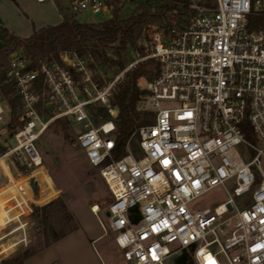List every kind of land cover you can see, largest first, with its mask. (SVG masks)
<instances>
[{
  "label": "built area",
  "instance_id": "2783aa9c",
  "mask_svg": "<svg viewBox=\"0 0 264 264\" xmlns=\"http://www.w3.org/2000/svg\"><path fill=\"white\" fill-rule=\"evenodd\" d=\"M136 1L70 5L112 18L116 7ZM175 4V19L148 26L146 55L105 86L86 55L65 52L37 63L24 53L10 56L4 84L16 90L20 115L10 134L11 108L0 100V262L28 246L31 216L50 201L40 203L37 173L45 168L37 141L65 118L81 126L77 144L112 196L108 228L127 263L164 264L192 249L194 264H264V0ZM146 60L153 67L138 88L154 122L132 133L117 157L123 148L112 90ZM216 188L226 191L224 203L191 208Z\"/></svg>",
  "mask_w": 264,
  "mask_h": 264
},
{
  "label": "rangeland",
  "instance_id": "374dc122",
  "mask_svg": "<svg viewBox=\"0 0 264 264\" xmlns=\"http://www.w3.org/2000/svg\"><path fill=\"white\" fill-rule=\"evenodd\" d=\"M70 1L46 0L40 3L37 0H0V34L1 29L6 28L10 33H14L20 38H26L34 30L57 24L65 18L75 19L81 23H99L107 21L111 17L109 13L105 12L99 14H92L91 12L75 13L71 8ZM133 9L134 6L126 7L123 15L128 16ZM147 30L148 27L144 30L145 38L148 36ZM146 43V40L141 42L143 53L130 52L128 55L130 61L126 67L139 55H146L144 47ZM16 53H23V51L19 50ZM86 56L90 57L89 55ZM90 59L94 79L102 86L112 83L126 68L123 70L110 66L103 68L95 66L96 62L92 57ZM152 64L151 60L142 61L136 67L125 72L123 77L114 85L112 97L117 86L124 81L126 73L139 67L150 71L153 67ZM140 81L139 79L138 83ZM0 100L6 101L1 93ZM138 110L143 113L152 112L149 108L146 95L142 96L138 103ZM115 114H117V110ZM6 123L7 119L2 124ZM80 130L81 126L79 125L75 127L69 125V136L64 137L62 131L51 126L37 141V147L43 156L45 168L37 173L43 184V196L40 199V203H46L51 199L47 203L49 204L52 201L60 199L65 205V209L52 207L47 223L56 234L69 232L75 226H79L78 224L84 228H86L85 226L93 227L98 232L101 231L102 226H105L103 230L106 233V237L95 245L97 250L105 258L106 264H129L124 260L123 252L115 243V234L108 228L106 209L112 200V196L104 180L101 178L99 170L92 168L88 164L82 150L77 144L76 137ZM11 143L14 144V141L12 140ZM229 191L231 192V189ZM226 200V191L222 188H216L193 202L191 208L194 210L206 208L213 210ZM47 204H41L38 208ZM95 206L99 208L97 211V216L100 220L99 228L95 225L98 223L97 219L91 213ZM44 230L45 223L39 209L33 213L30 219L28 232L30 242L28 246H19L11 254L4 256L0 264H5V261L11 262L17 258L21 260L22 256H19V254L29 249L32 252L39 242L45 244ZM179 254L169 257L164 264H175L174 260Z\"/></svg>",
  "mask_w": 264,
  "mask_h": 264
},
{
  "label": "trees",
  "instance_id": "16d2710c",
  "mask_svg": "<svg viewBox=\"0 0 264 264\" xmlns=\"http://www.w3.org/2000/svg\"><path fill=\"white\" fill-rule=\"evenodd\" d=\"M124 9L116 7L113 16L107 21L99 23H81L75 19H66L56 25H49L34 30L26 38H20L10 33L6 28L1 29L0 34V93L11 108V121L8 126L10 134L18 123L20 112L18 105L20 98L16 90L9 84H4L5 70L10 56L19 50L31 58L34 63L43 60H58L59 55L65 52H76L81 56L89 55L99 67H117L123 70L129 63L130 52L143 53L141 42L145 40L144 30L151 24L162 23L165 19L172 20L181 13L175 0H138L134 9L128 16L123 15ZM148 72L143 67L133 69L126 73L111 98V106L116 108L117 115L114 122L119 136V142L123 149L117 157L123 156L124 146L132 133L142 126L154 122V113H143L138 110V103L146 92L138 88V81L147 76ZM104 119L108 115L104 109H100ZM70 122L65 119L55 120L51 126L62 131L64 137H68ZM50 126V127H51ZM49 127V128H50ZM57 131V130H56ZM248 138H252L250 130ZM54 207L65 209L60 199L37 208L41 210L45 223V246H50L59 241L70 232L77 229L75 226L69 232L56 234L47 223L50 218V209ZM35 210V211H36ZM193 250H183L174 260L175 264H194ZM20 259L5 264H24L26 253H21Z\"/></svg>",
  "mask_w": 264,
  "mask_h": 264
},
{
  "label": "crops",
  "instance_id": "0c3cea01",
  "mask_svg": "<svg viewBox=\"0 0 264 264\" xmlns=\"http://www.w3.org/2000/svg\"><path fill=\"white\" fill-rule=\"evenodd\" d=\"M91 213L97 219L98 223L95 225L99 228L98 216ZM78 225L77 229L50 246L39 242L35 250L31 249L32 252L29 251L30 249L24 251L23 253L28 254L24 259V264H106L105 258L95 246L106 237L102 225L100 232L93 227L85 226L84 228Z\"/></svg>",
  "mask_w": 264,
  "mask_h": 264
},
{
  "label": "water",
  "instance_id": "95a60500",
  "mask_svg": "<svg viewBox=\"0 0 264 264\" xmlns=\"http://www.w3.org/2000/svg\"><path fill=\"white\" fill-rule=\"evenodd\" d=\"M228 208L231 209V206L228 205ZM106 217H109V213L108 212L106 213Z\"/></svg>",
  "mask_w": 264,
  "mask_h": 264
},
{
  "label": "bare ground",
  "instance_id": "6f19581e",
  "mask_svg": "<svg viewBox=\"0 0 264 264\" xmlns=\"http://www.w3.org/2000/svg\"><path fill=\"white\" fill-rule=\"evenodd\" d=\"M98 210H99V208L97 206H95L94 211H98Z\"/></svg>",
  "mask_w": 264,
  "mask_h": 264
}]
</instances>
